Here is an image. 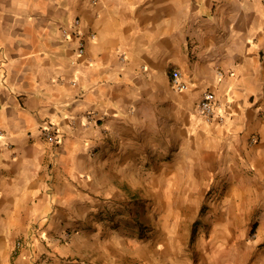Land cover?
<instances>
[{
	"label": "crops",
	"instance_id": "1",
	"mask_svg": "<svg viewBox=\"0 0 264 264\" xmlns=\"http://www.w3.org/2000/svg\"><path fill=\"white\" fill-rule=\"evenodd\" d=\"M207 90L223 120L199 113ZM198 120L192 176L245 217L264 205V0H0V264H117L97 220L152 133Z\"/></svg>",
	"mask_w": 264,
	"mask_h": 264
},
{
	"label": "rangeland",
	"instance_id": "2",
	"mask_svg": "<svg viewBox=\"0 0 264 264\" xmlns=\"http://www.w3.org/2000/svg\"><path fill=\"white\" fill-rule=\"evenodd\" d=\"M203 127L198 120L193 133L179 126L166 139L151 134L135 187L112 199L94 228L105 261L121 256L117 264H264V220L257 218L264 205L248 201L250 213L240 218L237 205L212 203L207 196L213 190L192 176L185 143Z\"/></svg>",
	"mask_w": 264,
	"mask_h": 264
},
{
	"label": "built area",
	"instance_id": "3",
	"mask_svg": "<svg viewBox=\"0 0 264 264\" xmlns=\"http://www.w3.org/2000/svg\"><path fill=\"white\" fill-rule=\"evenodd\" d=\"M80 24L79 20L74 22V26L76 27L73 32L68 28H63V33L66 37L74 34L78 38V53L82 54L85 51V41L80 34V30L78 26ZM171 83L174 89L176 90H186L189 86L188 83L182 79V74L179 70H174L171 74ZM199 113L207 120L212 121L216 115H218L220 120L224 119V113L218 112V100L216 94L207 90L203 93V96L199 103ZM93 116V114L91 115ZM51 124H46L41 127L42 135L47 138L50 142L58 143L57 132L56 129L52 127ZM255 141V140H254Z\"/></svg>",
	"mask_w": 264,
	"mask_h": 264
}]
</instances>
